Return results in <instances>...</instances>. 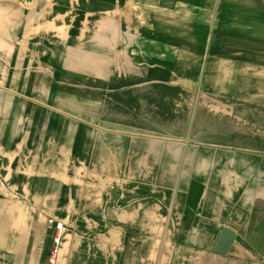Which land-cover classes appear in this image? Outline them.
I'll use <instances>...</instances> for the list:
<instances>
[{
    "label": "crops",
    "instance_id": "0c3cea01",
    "mask_svg": "<svg viewBox=\"0 0 264 264\" xmlns=\"http://www.w3.org/2000/svg\"><path fill=\"white\" fill-rule=\"evenodd\" d=\"M53 249L264 264V0H0V264Z\"/></svg>",
    "mask_w": 264,
    "mask_h": 264
},
{
    "label": "water",
    "instance_id": "95a60500",
    "mask_svg": "<svg viewBox=\"0 0 264 264\" xmlns=\"http://www.w3.org/2000/svg\"><path fill=\"white\" fill-rule=\"evenodd\" d=\"M232 236H233V233L229 229L224 228L218 240L216 250L221 251V252L226 250Z\"/></svg>",
    "mask_w": 264,
    "mask_h": 264
},
{
    "label": "built area",
    "instance_id": "2783aa9c",
    "mask_svg": "<svg viewBox=\"0 0 264 264\" xmlns=\"http://www.w3.org/2000/svg\"><path fill=\"white\" fill-rule=\"evenodd\" d=\"M61 227H62L61 223H56L55 224V229L56 230H59L60 231L61 230ZM57 240H58V235H56V237L54 238V241L55 242H57ZM54 253H55V249L52 250V254L49 257V264H53L54 263ZM0 257H2V255H0Z\"/></svg>",
    "mask_w": 264,
    "mask_h": 264
},
{
    "label": "bare ground",
    "instance_id": "6f19581e",
    "mask_svg": "<svg viewBox=\"0 0 264 264\" xmlns=\"http://www.w3.org/2000/svg\"><path fill=\"white\" fill-rule=\"evenodd\" d=\"M62 225V224H61ZM57 235H59V230H57Z\"/></svg>",
    "mask_w": 264,
    "mask_h": 264
}]
</instances>
